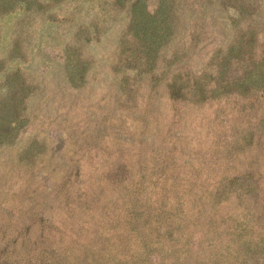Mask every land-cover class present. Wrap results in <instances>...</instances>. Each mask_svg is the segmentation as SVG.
<instances>
[{"label": "rangeland", "instance_id": "obj_1", "mask_svg": "<svg viewBox=\"0 0 264 264\" xmlns=\"http://www.w3.org/2000/svg\"><path fill=\"white\" fill-rule=\"evenodd\" d=\"M0 264H264V0H0Z\"/></svg>", "mask_w": 264, "mask_h": 264}]
</instances>
